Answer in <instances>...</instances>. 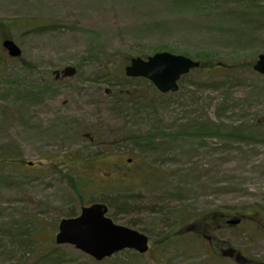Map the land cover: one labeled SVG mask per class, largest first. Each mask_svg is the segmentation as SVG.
<instances>
[{"label": "rangeland", "instance_id": "374dc122", "mask_svg": "<svg viewBox=\"0 0 264 264\" xmlns=\"http://www.w3.org/2000/svg\"><path fill=\"white\" fill-rule=\"evenodd\" d=\"M0 21L18 25L0 30V264H240L232 248L264 262V75L248 67L264 0H0ZM162 51L224 67L171 93L125 75ZM94 202L150 252L98 262L57 245L60 220ZM216 211L243 221L210 243L191 222Z\"/></svg>", "mask_w": 264, "mask_h": 264}, {"label": "water", "instance_id": "95a60500", "mask_svg": "<svg viewBox=\"0 0 264 264\" xmlns=\"http://www.w3.org/2000/svg\"><path fill=\"white\" fill-rule=\"evenodd\" d=\"M3 47L11 57L22 55L21 48L12 39H5ZM201 65L190 57L170 52H158L147 58L133 57L126 66L128 77L148 78L161 92H176L182 76ZM253 69L264 75V54L258 56ZM75 67L68 66L56 78L71 77L76 74ZM32 164V163H30ZM109 208L105 203L83 206L76 217L63 218L58 227L55 242L58 245H72L76 249L92 256L97 261L124 251L126 249L145 254L150 249L149 237L132 227L118 224L109 217ZM240 219H231L230 225L240 223Z\"/></svg>", "mask_w": 264, "mask_h": 264}, {"label": "trees", "instance_id": "16d2710c", "mask_svg": "<svg viewBox=\"0 0 264 264\" xmlns=\"http://www.w3.org/2000/svg\"><path fill=\"white\" fill-rule=\"evenodd\" d=\"M16 26H18L16 24V22H5V21H0V30L3 31H9V30H13V28H15ZM5 37H7V35H4ZM206 67H210L214 70V72H217L219 70H222V67H224V64H216L215 62H213L212 60H206V62L201 61V66L199 69H204ZM231 67V66H230ZM248 67H253V64L250 63L248 65ZM241 136V135H239ZM5 154V161H9L12 158V155L9 152L4 151ZM116 186V185H115ZM120 186V185H119ZM117 187V186H116ZM116 199V198H115ZM119 199V198H117ZM118 201V200H116ZM120 202V201H119ZM122 203V202H121ZM122 212L126 215H135L137 214L138 210H134L133 206V202L131 200L128 201H123L122 203ZM137 211V212H136ZM238 217H241L240 214H238ZM73 215H69V217H71ZM226 214L224 212H220V211H216L210 214H205L204 216H201V218H198L197 220H195V222H191V224H203V231L201 232L202 234L200 235V238H203L205 241H209L210 239H207L209 237L212 236V240L215 238V236L213 235L214 231H219V229L227 227L226 224ZM116 218V215H115ZM180 222H185V218H181ZM212 232H210V231ZM213 233L211 236H209L208 234ZM211 243V242H210ZM215 246H217V244H215ZM137 254V253H136Z\"/></svg>", "mask_w": 264, "mask_h": 264}, {"label": "flooded vegetation", "instance_id": "af4514ba", "mask_svg": "<svg viewBox=\"0 0 264 264\" xmlns=\"http://www.w3.org/2000/svg\"><path fill=\"white\" fill-rule=\"evenodd\" d=\"M226 220H228L227 216ZM243 221V219H241ZM193 228V226L191 227ZM210 242H213L212 240V236L210 239ZM227 253V256L224 255ZM224 255V257L226 256L227 258H234L236 262L240 263V264H264V262H258L257 260H255L254 258H247L245 257L243 254L237 252V250L235 248L230 249L229 251H224L222 253Z\"/></svg>", "mask_w": 264, "mask_h": 264}]
</instances>
